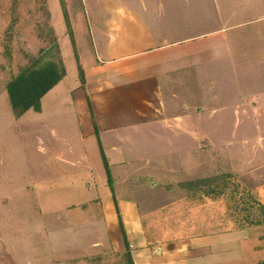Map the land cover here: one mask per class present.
Segmentation results:
<instances>
[{
	"label": "crops",
	"instance_id": "obj_1",
	"mask_svg": "<svg viewBox=\"0 0 264 264\" xmlns=\"http://www.w3.org/2000/svg\"><path fill=\"white\" fill-rule=\"evenodd\" d=\"M156 4L83 0L80 40L68 26L73 72L52 23L65 76L40 111L0 101L17 140L36 143L8 158L18 179L0 205L20 209L0 214V264H264V226L238 227L200 191L224 169L264 200V0H213L206 60L202 37L165 36ZM219 125L224 139L203 131Z\"/></svg>",
	"mask_w": 264,
	"mask_h": 264
},
{
	"label": "rangeland",
	"instance_id": "obj_2",
	"mask_svg": "<svg viewBox=\"0 0 264 264\" xmlns=\"http://www.w3.org/2000/svg\"><path fill=\"white\" fill-rule=\"evenodd\" d=\"M86 1V7L91 6L94 3V0ZM154 1H156L157 6L161 5V0ZM212 3L213 0H166V11L162 16L163 18H166V21L168 20L170 24L168 23L166 30H164L163 33L165 36H171L172 39H179L181 37H202V40L204 41L202 42V45L198 47V51H202L203 59H209V38L212 30ZM84 13L86 12L83 6V0H0L1 102L4 100V95L7 93L6 89L12 83H15L14 81H16L17 78L14 77L15 75H20L23 70L22 68H26L27 70L22 74L25 75L22 77L23 80H21L19 85L22 86L21 93H23L28 100L34 98V96H38V93L34 92V88H42V80L46 78L44 75L60 73V63L58 65L55 61L56 56L59 55L57 52L58 50H56L52 44V23L62 42L61 46L68 68L71 73L73 72L71 63L73 60L72 56L74 57V52L69 39L70 36V38H72V34H70V31L68 33V24L70 25L71 21L78 23L79 26H75V31L78 40H80V34L84 35L83 21L86 22L85 16L88 15V13ZM63 30L65 34L63 33ZM59 52L61 55L60 49ZM5 98L7 100V96ZM35 99H33L32 102H34ZM63 111L66 112L68 110L65 107L63 108ZM10 114L12 117V113ZM65 119H69V121H67V128L69 127V132H71V115L65 116ZM0 122L2 126L5 125L6 130L7 128L9 129L8 132L5 131L8 139H5L3 132L0 131L1 204L3 195L7 194L8 191H12L10 188L12 184L9 183L10 179H18V174L15 171L16 168L9 164L10 161L8 158L16 149H24L23 145L27 146L28 155H33L36 150V143L31 138L24 141L17 140L14 126L9 124L8 114L3 104L0 106ZM216 127L218 129L215 130ZM237 127L238 126H236V128ZM252 129H254L252 131H256L257 133L258 126L253 125ZM205 130L212 134H215V132L221 133L220 137L222 139H224L227 134L226 126L224 125L203 126V131ZM33 138L35 139L34 134ZM75 144L78 145L77 140L75 141ZM220 144V147L226 150L227 142L223 140L220 141ZM241 146L242 142L240 141V145H235V151L240 152L239 150H241ZM223 153L224 152H222V154ZM238 155H240L241 160V153ZM12 157L13 161L16 160L15 154ZM203 162L205 165L207 162L206 159L203 160ZM228 163L229 166H231L232 163ZM219 164L220 167H227L226 160L222 159ZM204 167L201 169L204 170ZM255 175L258 176L259 173L256 172ZM262 177L261 181H264V176ZM251 179L253 180V174L251 175ZM248 180V175L229 173L224 169H220L218 174L207 179L208 183L202 184L203 187L200 191H202V195H207L211 199H218L221 197L220 199L227 205L228 217L231 218L238 227L246 224L256 227L260 225L264 226V203H262L264 200L260 201V198L258 197V188L254 186L256 183H253L252 181V184H250ZM16 189L15 186V190ZM71 198L77 199L78 196H73ZM43 199L48 200L46 198ZM3 207L4 206L0 205V214L2 213L3 217L5 215L6 217L9 216V219L14 218V220H17L16 216L19 211L15 209H20L19 206H15L14 208H11L10 206ZM52 207L53 206H51V208ZM4 223L5 221L0 217V228ZM260 235L263 238L261 239V242H259L262 246L264 245V229H261Z\"/></svg>",
	"mask_w": 264,
	"mask_h": 264
},
{
	"label": "trees",
	"instance_id": "obj_3",
	"mask_svg": "<svg viewBox=\"0 0 264 264\" xmlns=\"http://www.w3.org/2000/svg\"><path fill=\"white\" fill-rule=\"evenodd\" d=\"M69 26V24H68ZM54 48H56V50H58V54L55 58V61L58 63H60V73L58 74H52V75H44L46 76V78L44 80H42V88L41 87H36L34 88V92L38 93V96H34V98L28 100V98L26 96L23 95L22 92V86L19 85V83H21L22 77L25 75H22L23 73L26 72V68L24 70H22V72L20 73V77L15 76L14 78H17L16 81H14L15 83H12L10 86H8L7 90V94L9 97V101L10 104L12 106V109L14 111V114L16 116H21L23 115L25 112H27L30 109H34L35 111H40L41 108V104L40 101L42 99V97L48 92L50 91L66 74V70L64 67V64L62 62V58L59 52V48L58 45H56L55 43H53ZM57 65V66H58ZM43 75V74H42ZM54 75V77H53ZM14 80V79H13ZM12 80V81H13ZM36 98V99H35ZM35 99L34 102H32V100ZM258 225V224H257Z\"/></svg>",
	"mask_w": 264,
	"mask_h": 264
}]
</instances>
